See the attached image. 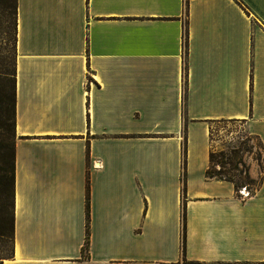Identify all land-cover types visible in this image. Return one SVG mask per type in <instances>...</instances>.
I'll use <instances>...</instances> for the list:
<instances>
[{
	"label": "crops",
	"instance_id": "crops-1",
	"mask_svg": "<svg viewBox=\"0 0 264 264\" xmlns=\"http://www.w3.org/2000/svg\"><path fill=\"white\" fill-rule=\"evenodd\" d=\"M13 6L12 253L0 264H264L261 164L246 159L262 180L252 195L206 176L212 121L245 120L264 146V0Z\"/></svg>",
	"mask_w": 264,
	"mask_h": 264
},
{
	"label": "rangeland",
	"instance_id": "rangeland-1",
	"mask_svg": "<svg viewBox=\"0 0 264 264\" xmlns=\"http://www.w3.org/2000/svg\"><path fill=\"white\" fill-rule=\"evenodd\" d=\"M13 1L0 0V259L8 258L12 253L13 148L15 140ZM211 130L212 144L215 148H222L229 144L238 145L244 134V126L240 122L212 123ZM253 146L251 152L245 153V159L252 156L258 160L263 173V154L259 159L260 147L256 141L253 142ZM244 188L246 187H243L242 190H245Z\"/></svg>",
	"mask_w": 264,
	"mask_h": 264
},
{
	"label": "trees",
	"instance_id": "trees-1",
	"mask_svg": "<svg viewBox=\"0 0 264 264\" xmlns=\"http://www.w3.org/2000/svg\"><path fill=\"white\" fill-rule=\"evenodd\" d=\"M186 46H187V39H186ZM14 118H15V109H14ZM236 122H240L243 124L245 120L222 119V120L212 121L213 124L236 123ZM210 141H211L210 158H209V166L206 170V176L209 178H217L220 180H225L233 183L235 191L239 195L243 187L247 188L249 194L251 195L254 194L261 185L262 180L258 182L257 180H254L251 177L250 167L246 162L245 153L252 151L254 147L253 142L256 141V143L258 144L261 150V152L259 153V159L262 158V154L264 152V146L261 140L258 137L249 135L244 132L243 138L238 145L229 144L222 148H215L212 144V130L210 128ZM183 150H184V162L186 164V139ZM13 172H14V160H13ZM87 191H88L87 206H86L87 223H86L85 245L83 247L84 250H87L89 248V184H87ZM163 264H208V263L203 261L188 260L187 258L183 257L178 262L163 263Z\"/></svg>",
	"mask_w": 264,
	"mask_h": 264
},
{
	"label": "built area",
	"instance_id": "built-area-1",
	"mask_svg": "<svg viewBox=\"0 0 264 264\" xmlns=\"http://www.w3.org/2000/svg\"><path fill=\"white\" fill-rule=\"evenodd\" d=\"M244 189H246V188H244ZM242 192V191H241Z\"/></svg>",
	"mask_w": 264,
	"mask_h": 264
}]
</instances>
